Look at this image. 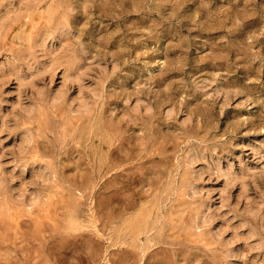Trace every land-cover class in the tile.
Listing matches in <instances>:
<instances>
[{"label":"rangeland","instance_id":"1","mask_svg":"<svg viewBox=\"0 0 264 264\" xmlns=\"http://www.w3.org/2000/svg\"><path fill=\"white\" fill-rule=\"evenodd\" d=\"M0 264H264V0H0Z\"/></svg>","mask_w":264,"mask_h":264},{"label":"bare ground","instance_id":"2","mask_svg":"<svg viewBox=\"0 0 264 264\" xmlns=\"http://www.w3.org/2000/svg\"><path fill=\"white\" fill-rule=\"evenodd\" d=\"M29 14V13H28ZM28 19V18H27ZM21 22H22V20H21ZM28 22V21H27ZM18 23V22H17ZM18 27V26H17ZM26 28V27H25ZM18 30V28L16 29V31ZM14 32V31H13ZM16 35V34H15ZM107 262V261H106Z\"/></svg>","mask_w":264,"mask_h":264}]
</instances>
